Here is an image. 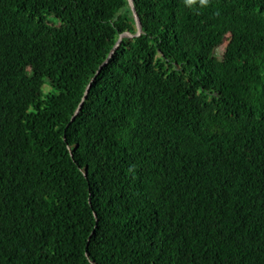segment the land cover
<instances>
[{"label": "trees", "instance_id": "1", "mask_svg": "<svg viewBox=\"0 0 264 264\" xmlns=\"http://www.w3.org/2000/svg\"><path fill=\"white\" fill-rule=\"evenodd\" d=\"M132 1L0 0V264H264V0Z\"/></svg>", "mask_w": 264, "mask_h": 264}, {"label": "water", "instance_id": "2", "mask_svg": "<svg viewBox=\"0 0 264 264\" xmlns=\"http://www.w3.org/2000/svg\"><path fill=\"white\" fill-rule=\"evenodd\" d=\"M127 2H128V5H129V7H130V9H131V11H132V15H133V19H134V25H135V32L132 33V32H130V31H124V32H122V33H120V34L118 35V38H117V40H116V42H115L113 48H112V49L110 50V52L108 53L106 59H105V60L102 62V64L98 67V69H97L95 75L100 71L102 65H104V64L107 63L108 59L112 56V53H113L114 49L120 44V42H121V40H122L123 37H129V38H132V37H134V36H138V35H140V34L142 33V30H141V23H140V20H139L138 15H137V13H136V11H135V8H134V6H133V1H132V0H127ZM95 75H94V76H95ZM94 76L90 79L89 83L87 84V86H86V88H85V90H84V93H83V95H82V98H81V100H80L78 106L76 107V109H75L73 115L71 116V120L75 117V115H77L78 111L80 110L81 104H82L84 98L86 97V95H87V93H88V90H89V88H90V86H91V82L93 81Z\"/></svg>", "mask_w": 264, "mask_h": 264}]
</instances>
